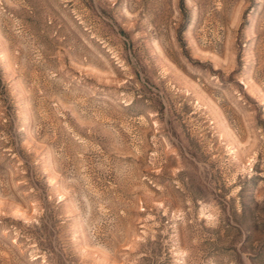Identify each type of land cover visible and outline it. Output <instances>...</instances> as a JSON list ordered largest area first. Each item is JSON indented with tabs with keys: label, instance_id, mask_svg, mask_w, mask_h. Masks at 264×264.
Instances as JSON below:
<instances>
[{
	"label": "rangeland",
	"instance_id": "rangeland-1",
	"mask_svg": "<svg viewBox=\"0 0 264 264\" xmlns=\"http://www.w3.org/2000/svg\"><path fill=\"white\" fill-rule=\"evenodd\" d=\"M0 264H264V0H0Z\"/></svg>",
	"mask_w": 264,
	"mask_h": 264
}]
</instances>
